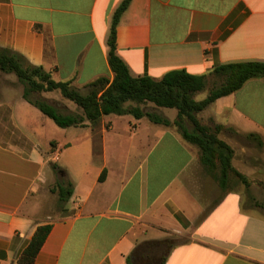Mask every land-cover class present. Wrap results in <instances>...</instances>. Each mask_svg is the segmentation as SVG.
<instances>
[{
    "label": "crops",
    "instance_id": "1",
    "mask_svg": "<svg viewBox=\"0 0 264 264\" xmlns=\"http://www.w3.org/2000/svg\"><path fill=\"white\" fill-rule=\"evenodd\" d=\"M123 1L0 0V48L78 87L113 80L109 37ZM116 44L134 76L185 69L208 75L209 85L223 64L264 62V0H131ZM45 98L74 111L63 96ZM162 108L158 114L176 118ZM111 115L63 128L23 90L0 87V264H19L48 224L34 264H161L164 246L153 242L185 233L193 240L165 264H264V207L246 204L249 184L230 173L222 188L220 168L205 167L176 126L131 114L120 126ZM199 117L223 125L237 153L248 140L264 142V77ZM247 160L233 165L248 177ZM54 165L74 190L59 210L48 206L56 201Z\"/></svg>",
    "mask_w": 264,
    "mask_h": 264
},
{
    "label": "trees",
    "instance_id": "2",
    "mask_svg": "<svg viewBox=\"0 0 264 264\" xmlns=\"http://www.w3.org/2000/svg\"><path fill=\"white\" fill-rule=\"evenodd\" d=\"M131 0H124L115 12L109 37V63L114 73L113 80L106 76L99 77L83 87L73 81H57L42 66L29 63L22 55L0 48V70L15 73L24 84L23 97L38 107L45 115L63 128L85 126L87 121H96L105 115L131 114L137 119L148 117L152 122L174 125L183 137L200 149V161L209 168H220L219 182L222 188L228 183L229 174L234 173L240 180L249 184L247 177L233 166L234 149L220 137L223 125L213 127L204 124L199 113L217 99L240 89L249 79L264 77V62L244 61L226 63L216 67L211 73L223 78L219 85L211 88L209 95L197 100L195 94L207 86L208 75H197L185 69H173L162 78L152 76H134L124 59L117 52V26L120 18L130 5ZM59 90L62 96L74 102L81 113L65 112L46 98H34V93ZM147 104L155 107L175 108L174 120L145 110ZM59 172L62 170L54 165ZM105 172L101 179L105 178ZM61 201H67L73 195V185L59 182L53 189ZM51 225L39 226L31 242L18 259L19 264H34L36 256L43 246ZM181 236H173L163 241L153 242L165 248L161 264H165L167 254L176 247L188 243ZM130 264H135L130 260Z\"/></svg>",
    "mask_w": 264,
    "mask_h": 264
},
{
    "label": "rangeland",
    "instance_id": "3",
    "mask_svg": "<svg viewBox=\"0 0 264 264\" xmlns=\"http://www.w3.org/2000/svg\"><path fill=\"white\" fill-rule=\"evenodd\" d=\"M223 81V78L221 77H217L212 79V82L207 85L203 90L197 92L195 94V98L197 100H201L206 98L209 95V92L211 90V88L215 85H219L221 84V82ZM1 86H8L9 88H12L14 90L17 91H22L24 90V84L18 79V77L16 76L15 73H7V72H3L0 70V87ZM211 86V87H210ZM46 95H57L59 97L61 96V92L59 90H55L54 92L51 93H34L33 97L34 98H45ZM50 102L53 101V99L49 100ZM70 105L72 106V108L74 109L75 113H81V109L72 101L68 100ZM147 110L153 111L158 113L159 110H157V107H155L152 104H147L146 106ZM165 111V114L169 117H173L176 114V109L175 108H162ZM68 112V111H67ZM126 115V114H125ZM125 115H118V114H112L111 117L115 118L117 121V125H123V121L126 120V118L132 117L130 115L125 116ZM50 119V117H49ZM51 121L54 122L53 119H51ZM201 121L206 124L209 125L211 127L214 126V123L209 122L207 120H205L204 118H201ZM55 123V122H54ZM122 123V124H121ZM223 130L220 133V137L225 140L229 145H231V147L234 149V158H237L238 160H245L248 159L247 162L250 164L251 166H254L252 171H250V175H248L247 179L249 181V188H248V193L244 194L245 196V201L247 205H252L255 206L257 205H261L262 207H264V142H259L257 140H248V142L243 143V147L239 146L240 148H242V152H238L236 151V149L234 148V145L230 144L227 140L229 139L227 136L225 137L224 135H222ZM227 138V139H226ZM241 153V154H240ZM238 156H237V155ZM237 156V157H236ZM234 166V165H233ZM54 170L56 171V179H57V183L55 185V188L57 187V184L59 183L60 178V173L59 171L54 168ZM253 173V174H252ZM237 180L239 182L242 183V181L240 180V178H237ZM53 191V189H52ZM54 192V191H53ZM56 193V192H54ZM261 196L263 198H257V196ZM56 197V201L55 202H51L50 206L51 208H56V210H59L61 207H63L64 205V201H61L59 199L58 193H56L55 195ZM252 197H255L254 199ZM173 237V236H171ZM183 238V241H192L193 238L191 236L190 233H185L181 236ZM158 255H162L165 252V248H159L158 249Z\"/></svg>",
    "mask_w": 264,
    "mask_h": 264
}]
</instances>
